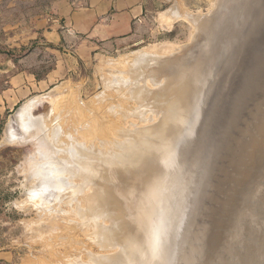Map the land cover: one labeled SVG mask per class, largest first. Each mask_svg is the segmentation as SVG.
<instances>
[{"label":"rangeland","instance_id":"obj_1","mask_svg":"<svg viewBox=\"0 0 264 264\" xmlns=\"http://www.w3.org/2000/svg\"><path fill=\"white\" fill-rule=\"evenodd\" d=\"M66 1L70 7L75 8L80 6L79 2L73 4L74 0ZM257 1L259 2L257 3ZM262 1L264 2V0H151L137 41L120 49H107L104 47L97 48L83 36L77 34H61L67 30L61 24L60 10L56 5L63 2V0H0V264H69L67 263V259L73 255L80 254L81 260L87 261L88 256L86 255L89 252L93 254L115 253V250H109L111 252L108 253V250L103 251L99 249L98 246L90 241L89 235L86 236L84 234L83 230L69 232V228L78 223L72 217H74V208H77L78 200L80 201L81 197L76 199L77 206L74 204L75 202L73 203L76 207L73 204V206L65 204L66 197H62L63 200L58 198V201L53 198L55 204L51 199L47 201L49 203L46 202V205L50 204L49 206H46L45 203L42 205L44 208L33 205L30 195L33 189L40 188V182L30 170L29 159L34 158L35 155L37 157V153H35V151H38L36 149L38 147L37 140L31 138L35 137L34 135H36L39 128L35 125V127L30 128L31 132L29 134L23 132L20 125L19 112L24 105H29L36 101V104H33L31 107L34 111L30 109V114L41 120L42 117L40 118V116L48 115L46 117L43 116V125L46 124L44 122L45 118L48 117L45 120L48 122L54 114L58 115L60 113L59 116L54 115L55 117H53V119L58 117V120L54 119L53 121L52 119L50 121L51 123L53 121L54 125L49 122L45 126H49L48 130L51 128L49 132L58 126L57 128L60 129L63 135H67L69 132L75 137L76 142L78 137L79 141L82 142L81 140L86 139L89 133L92 132L91 130L89 133L83 132L88 131L89 128L84 126L87 124L89 127L94 128L95 126L97 127L96 123L98 122L97 124L100 126L98 132L99 129H101V132L103 129V132H105L104 138L108 135L110 137L113 135L116 123L124 128L129 127L130 123L138 127L143 126L144 124L141 122V119L133 116H129L127 122H122L119 120V116L115 118L117 113H114L115 123L114 119L112 120L111 115H109L112 114L109 109H112L115 105L120 107H138L137 102L135 103V101L127 98L129 94L124 90L125 88L127 89L126 81L128 77L130 78L128 79V83L131 81L129 72L132 71L129 70L130 67L127 68L128 66L120 65L119 62L123 57L132 55L133 52L143 49L151 52L154 51L158 56L150 62L149 66L141 70L140 85H144L150 92L158 91L166 81L162 76H156L151 78L152 80L148 83L147 77H149V70L151 68H156L168 60H177L185 67H195L196 65H202V63L205 66L207 64L203 67V70L200 69L203 75L201 79H204L203 82L201 81L202 89L198 90L194 105L187 115V122L183 127L182 137L187 138L189 136V130L192 129V125H194L193 131H195L191 134L192 136L188 137V140L184 141L185 144L182 143L179 146V154L181 155L178 154L175 160V168L180 172V178L186 183V188L182 210L176 220L178 222L173 229L174 233L171 234L174 243H172L173 246L164 255V264H255V262L257 264H264V252L260 254L261 257L259 256V259L257 253V259L255 258L251 262L250 260H244L242 257L248 245L255 247L258 246V241L264 240V169H260L258 174V169L253 166L254 160L248 156L247 162L251 167L244 178H248L249 172L254 171L255 173H252L254 176L249 180L247 188L248 197H245V190L243 187H240L241 185L237 181L240 173L233 162L236 157L241 155L238 143H250L255 139L249 148V153H253L254 147L258 143L264 142L263 134L259 130V127L262 124L264 125L263 116L260 118L261 113L264 112V104H262L264 103V17L258 14L264 12V3ZM260 3L263 4L261 5ZM173 8L176 9L175 13L178 16L175 20L163 18L164 22L161 15ZM202 22L204 23L202 24ZM54 25L58 27L57 31L60 33L61 39L51 42L52 39H50L46 32L48 27ZM204 25H208L209 28L204 29ZM249 29L251 30L249 31ZM207 32H212L213 34L211 42L206 37ZM197 40L200 43L199 45L197 44ZM194 44H196V47H192ZM191 47L193 51L190 50ZM230 60H232L231 63ZM119 68L121 70L124 69L125 75L129 73L128 76L121 75L124 79L127 78L126 81L119 75L123 74V70L120 72ZM219 71L224 75H228L224 76ZM229 71L230 73H228ZM253 71H256L257 74L254 75L255 72ZM219 77L222 78L220 79ZM223 78L226 81L224 83L222 82ZM122 79L123 82H121ZM248 80L252 82L250 83ZM118 81L119 84L117 83ZM152 81L155 82V85ZM260 82L261 85H256L260 84ZM123 83L126 86H121V88L124 87L121 90L120 85H123ZM253 84L256 86L254 87ZM248 87H251L252 91ZM211 88L215 90H211ZM217 89L220 92L216 91ZM221 91L226 94L223 95ZM258 92L260 95L257 94ZM238 93H242L241 98H239L240 94L237 95ZM254 94L255 96H253ZM212 95L214 98H212ZM231 97L233 98L231 99ZM247 100L252 102L251 105ZM201 107L203 108L201 109ZM215 108L216 111L214 110ZM157 111V108H145V119L149 118L152 121H149L145 125L154 126L159 122L160 115ZM212 111L213 113H211ZM248 111H250L249 114ZM255 111H258L257 114ZM209 112L210 114H208ZM48 113L52 116L50 117ZM212 114L215 116L214 118H211ZM60 121H62V124ZM57 123L60 124L57 125ZM235 124H239L237 128ZM61 125H64L62 127L64 130L61 128ZM233 127L235 128L233 129ZM217 129L220 131L218 132ZM35 131L36 133H34ZM79 131L82 135L79 134ZM65 132L67 133L65 134ZM74 132L76 133L74 134ZM98 132L96 133L98 134ZM96 133H90V135H96ZM196 133L200 136L198 137ZM211 134L213 135L211 136ZM85 135L87 136L85 137ZM202 136L203 138H201ZM91 138V136H88V140L90 139L87 141L88 144L96 140V136H93L92 141ZM206 139L210 140L205 141ZM215 141L216 143H214ZM78 142L76 143L77 145L84 144L83 142ZM95 143L97 144L98 142L95 141L94 144H87V146L96 145ZM198 143L199 146H197ZM232 144H235V148L232 147ZM202 146H204L203 150L206 148L204 151H202ZM208 148H211V151ZM232 149L234 150L233 153ZM213 150L215 151L213 152ZM203 154L207 155L203 156ZM180 157L183 158L180 160ZM212 157H214V162ZM206 158H208L207 160L210 165L207 163ZM210 159H212L211 163ZM177 165L179 167H176ZM225 165L228 166L229 171L227 166V169L225 168ZM197 174L198 177L200 176L199 178ZM74 183H76L75 185L79 183L77 186L81 185L80 180L79 182L75 180ZM201 184L204 187L206 184L209 185L203 189ZM202 191L204 192L203 194ZM211 196L214 198H211ZM60 200L62 201L59 202ZM79 204L82 207L84 206L83 201ZM209 204L212 205L209 207ZM195 205L196 207L194 208ZM45 206L47 209H45ZM40 207L41 209L39 210ZM205 211L207 212L205 213ZM183 221L185 224L182 225ZM218 221L222 222V228L216 225ZM73 227H71V231ZM260 228L262 230L261 233L259 231ZM217 232L221 234L220 248L215 253H211V249H209L211 237ZM193 237H196V239ZM71 239L73 240L71 241ZM241 241V245L238 244ZM84 250L85 253L83 252Z\"/></svg>","mask_w":264,"mask_h":264},{"label":"bare ground","instance_id":"obj_2","mask_svg":"<svg viewBox=\"0 0 264 264\" xmlns=\"http://www.w3.org/2000/svg\"><path fill=\"white\" fill-rule=\"evenodd\" d=\"M258 2L259 1H257V3ZM213 7H214V4H213ZM255 8H256V6H255ZM259 8L261 9V7H259ZM175 12H176V9H174V8L172 10L170 9L168 12H165L161 15L162 19L164 18V19H170V20L174 19L175 20V18L178 16ZM255 12H256V10H255ZM258 14L261 15L260 13H258ZM164 19H163V21L165 22ZM160 20H161V18H160ZM203 23L204 22H202V24ZM203 27H204V29L209 28L208 25H204ZM250 30L251 29H249V31ZM220 31H222V30H220ZM244 36H246V35H244ZM206 37L208 38L209 42H211V40L213 38L212 32H209V33L207 32ZM198 39H200V38H198ZM201 39H202V37H201ZM259 40H261V39H259ZM203 43H201V44H203ZM197 44L198 45L200 44L199 41ZM240 44H242V43H240ZM195 45L196 44H194L192 47H194ZM192 47L190 49L191 51H193ZM199 47H197V48H199ZM238 47H239V45H238ZM201 50H203V49H201ZM196 54H197V52H196ZM223 56H224V54H223ZM156 57H158V56L155 54L154 51L151 52V51H147V50L143 49V50L133 52L132 55H127V56L123 57V59H121V61L119 60L120 65L128 66L127 68L130 67L129 70L132 71V72H129L130 75H129V73H127L125 75L124 69H122L123 74H119L120 72H122V70L120 68L118 69L119 71L121 70L118 73L120 76L121 75H125V76L129 75L131 77V81L128 83V79H130V78L129 77H128V79L126 78L127 79V81H126V79H124L121 76L127 82V84H126L127 86L125 85L127 87V89L126 88L124 89V87H125L124 83H123V85H120V88H121V86H124L122 88L124 90H126L125 92H127L129 94V96L127 98L135 101V103L137 102L138 107L134 108L131 106H127V107L121 106V107H123V109H121L120 106L115 105V107L112 106L113 108L109 107V108H112V109H109V111L112 112V114H109V115H111L112 120L114 119L113 120L114 122H115V118H117L118 116H119V120H121L122 122H127L129 116H133L135 118L141 119V122L144 125L138 127L137 125L130 123L129 127L124 128L115 122L116 123L115 127H114V125H112L115 128V130L113 129V133H112L114 136L112 135L113 137L112 136L110 137L108 135L109 137L106 136L104 138V136H105V132H103L104 130L102 129V132H101V129H99V132H98V128L100 127L97 124L98 122L96 123L97 127L96 126L94 127L95 129H97L96 131L94 128L89 127L88 124L86 123L87 125H84V126H87L86 128H89V129H88V131L86 130L83 132L89 133L90 130L92 131L90 133L98 132V134L96 133V135L95 134L90 135V133H89V135L87 134L88 136H91L92 138H93V136H96L95 141L98 142L97 144L95 143L96 145L87 146V144H88L87 141L90 140V139L88 140L87 135H85V137L87 136L86 139L85 138L83 139L84 135L82 137L83 140L80 139L84 144H81L82 146L80 144L77 145L76 143L79 141V137L77 138L78 140L76 142V140L74 139L75 137H73V135L70 134L68 131H67L68 132L67 135H63L60 132V129L57 128L58 127L57 125H59L60 123L59 124L57 123V125H56L57 127L53 128L52 131L49 132V130H51V128L48 130L49 126L47 125L48 126L47 127L45 125L47 123H49L53 119V117H55L54 115H57V114L52 113V114H54L52 116V115H50L51 112L49 111L50 114L49 113L48 114L50 117L52 116V118H50V121H48V122L45 121L48 119V117L45 118L44 122H46V124L43 125L44 123L42 124V122L44 119L43 118L44 115L40 116V118L42 117V120H41L39 118L37 119L36 117H33L30 114L31 113L30 109L33 106V104L34 105L36 104L35 103L36 101H34L33 103H31L29 105L28 104L24 105L19 112L20 125L23 129V132L29 134L31 132L30 128L35 127V125L38 126V128H39V130H37L38 131L37 133H36V131L34 132V133H36V135H34L35 137L31 138V139L37 140L38 147L36 145V147H37L36 149L38 151L37 152L35 151V153H37V157L34 153V155H35V156L33 155L34 158H31V160L29 159L30 170H31L32 174H34L37 177V179L39 180L40 188H41V189L40 188L33 189L32 194L30 195L31 202L33 203V205L42 206L44 203L46 205L47 201H50L51 199L53 200V198H55V200L58 201V198L62 199V197H64V198L66 197L65 198V200H66L65 204H67L69 206H73L74 204L76 205V199H79L78 197H81V200L83 201L84 206L83 207L80 206L79 203H82V201L80 200L81 201L80 202L78 200V202H79V203H77L78 206L76 205L77 208H74L75 209L74 215H73L74 217H72V218H75V220H77L78 223L75 224V226L73 225L74 227L71 226V227H73L72 231H71V227L69 228V226H68L69 232L71 233V232H74L75 230H83L84 234H86V236L89 235L88 238L90 237L89 238L90 241H92L96 246H98L99 249H101L103 251L108 250L107 251L108 253L111 252L109 250H112V251L115 250V253H113V254H104V253L93 254V253H90L88 250L89 253H88V255H86V256H88L87 261L81 260L80 254L78 253L79 252L78 251L77 254H79V255H73L71 258L67 259V263H69V264H164V262H163L164 255L166 254L167 250L172 245V240H173L172 238L173 237L171 236V234L174 233L173 229L175 228V226L177 225V222H178L176 220L179 217V214L182 210V205L184 203L185 188H186V183L184 181H182L180 178V172L178 170H176V168H175V160L177 159V155L179 154V142L182 140L181 138L183 136L182 135L183 134V127H184L185 123L187 122V115L189 114L192 106L194 105V102H195L197 94H198V90L202 89L201 86H202V82L204 79H201L203 75L201 74L200 69L203 70V67H205L207 64L204 66V63L201 62L202 65L201 64L200 65L195 64L196 65L195 67H190V66L185 67V66L181 65L180 62H178L177 60H168V61L160 64L156 68H151V70H149V77L150 78L147 77L148 83L150 80H152L151 78H154L156 76H158V77L162 76L163 78H165L166 81H165V84L162 85L158 91L150 92L149 90L146 89V87L144 85L143 86L140 85L139 80H140V77L142 75L141 74L142 68L149 66L150 62L153 61ZM225 58H227V57L225 56ZM233 58H235V57L233 56ZM232 60H230V63ZM263 60H262V62H263ZM201 61H202V59H201ZM113 62H115V61H113ZM191 63L193 64V62H191ZM258 66H260V65H258ZM223 68H224V66H223ZM219 70H220V68H219ZM223 71H224V69H223ZM253 72H255V71H253ZM219 73H220V71H219ZM228 73H230V71ZM115 75H116V73H115ZM222 75H224V74L222 73ZM225 75H228V74H225ZM205 76H206V73H205ZM249 76H250V74H249ZM226 78H227V76H226ZM123 79L121 82H123ZM132 79H133V81H132ZM243 79H244V77H243ZM251 79H252V77H251ZM228 81H229V79H228ZM222 82L223 83L226 82V81H224V78H223ZM117 83L119 84V81ZM153 84L155 85V82H153ZM209 84H210V82H209ZM256 85H261V82H260V84H256ZM256 85H254V87ZM260 87H262V86H260ZM122 88H121V90H122ZM248 88H251V87H248ZM212 89L213 88H211V90ZM211 90H209V91L211 92ZM213 90H215V89H213ZM250 90L252 91V88ZM216 91H218V89ZM218 92H220V91H218ZM213 94H214V92H213ZM225 94L223 93V95H225ZM239 94L240 93H238L237 95H239ZM241 94H240V97L238 96L239 98H241ZM257 94H259V92ZM209 95H208V97H209ZM233 95H235V94H233ZM223 97H221V98H223ZM212 98H214V96ZM232 98L233 97H231V99ZM235 100H237V99H235ZM239 100H243V99H239ZM207 101H209V100H207ZM220 102H222V100H220ZM228 102H230V101H228ZM248 102L251 105L252 102H250V101H248ZM54 103H55V101H54ZM240 104H242V103H240ZM262 104H264V103H262ZM53 105H56V104H53ZM205 106H206V104H205ZM245 107H246V105H245ZM51 108H52V105H51ZM145 108H152V109L157 108V110H158L157 112L160 115V120L154 126L145 125L146 123L151 121V119L150 120H149V118L145 119V117H144ZM202 108L203 107H201V109ZM116 109L122 110V111H118V110L116 111ZM31 110H33V109H31ZM53 110H54V107H53ZM214 110L216 111V108ZM225 110L227 111L226 108H225ZM248 110H249V108H248ZM217 112H218V110H217ZM223 112H225V111H223ZM249 112L250 111H248V114H249ZM257 112H256V114H257ZM114 113H117L115 118H114V116H115ZM211 113H213V111ZM208 114H210V112ZM248 114H246V115H248ZM59 115H60V113L57 116H59ZM204 115H205V113H204ZM35 116H36V114H35ZM46 116H48V115H46ZM46 116H44V117H46ZM201 116H203V115H201ZM211 116H212L211 118L215 117V116H213V114ZM262 116L264 118V112L261 113L260 118ZM223 117H224V113H223ZM250 117H252V116H250ZM54 119H53V121H54ZM202 119H201V121H202ZM55 120H58V117ZM224 120H225V118H224ZM53 121H52V123H53ZM60 122L62 124V121H60ZM214 122H215V120H214ZM115 123H113V124H115ZM195 123H196V121H195ZM226 124H228V123H226ZM53 125H54V123H53ZM196 125H197V123H196ZM235 125H236L235 127L237 128L238 127L237 125H239V124H235ZM246 125H249V124H246ZM204 126L207 127L206 125H204ZM62 127H64V125H61V128ZM235 127H233V129ZM193 128H194V125H192V129H190L189 132L191 131V133H193L195 131V130L192 131ZM217 128L219 129V127H217ZM203 129H204V127H203ZM218 129H217V131H218ZM76 130L78 131V129H76ZM259 130L262 132L263 137H264V125L263 124L261 125V127H259ZM67 132H65V134ZM197 132H198V130H197ZM205 132H207V131L205 130ZM75 133L76 132H74V134ZM99 133H101L102 135ZM191 133H190V135H191ZM79 134L82 135L80 131H79ZM190 135L188 137H190ZM212 135L213 134H211V136ZM102 136H103V138H102ZM197 136L199 137L200 135L197 134ZM203 136L201 138H203ZM216 137H217V135H216ZM80 138H81V136H80ZM92 138H91V141L93 140ZM195 139H198V138H195ZM25 140H27V138H25ZM207 140H210V139H206L205 141H207ZM30 141H34V140H30ZM254 141H255V139H253L250 143H244V142L238 143V147L241 151V155L236 157L233 161L236 169L240 173L237 181H238V184L241 185L240 187H243V189L245 190V197H248L247 188H248L249 180L254 176V175H252V173L253 174L255 173L254 171L249 172L248 178L247 179L244 178L245 174L250 170V167H251V166H249V164L247 162L248 156L254 160L253 166L256 169H258V174H259L260 169H264V142L258 143V145L256 147L253 146L255 148L254 152L249 153V148L251 147V145L253 144ZM82 142L79 141L78 143H82ZM85 142H86V144H85ZM94 142H89V144H91V143L94 144ZM217 142H219V141L217 140ZM199 143H198V145L197 144L196 145L199 146ZM214 143H216V141ZM230 143H233V142H230ZM183 144H185V143H183ZM191 144H192V141H191ZM212 145H214V144H212ZM234 145L235 144H232V147H234ZM183 146H185V145H183ZM204 146H202V151H204L206 149L205 148L203 150ZM207 147H209V146H207ZM193 149H192V152H193ZM208 149H210V151H211V148H208ZM182 150H184V149H182ZM202 151H200V152H202ZM214 151L215 150H213V152ZM190 153H191V151H190ZM211 154H212V152H211ZM211 154H209V155H211ZM179 155H181V154H179ZM205 155H207V154H203V156H205ZM233 155H235V154H233ZM191 156H192V153H191ZM232 156H230V157H232ZM183 157H184V154H183ZM183 157H180V160ZM213 158L214 157H212V159ZM207 159L208 158H206V160ZM212 159H210V163L212 162L211 161ZM202 160H204V159H202ZM203 162H205V161H203ZM213 162H214V159H213ZM181 163L183 164V162H181ZM207 163H208V160H207ZM178 165L176 167H179ZM182 166H184V165H182ZM182 166H181V168H182ZM226 166L227 165H225V168H226ZM204 167H205V165H204ZM199 168H200V165H199ZM227 168H228V166H227ZM207 170H208V168H207ZM207 170H206V173H207ZM218 170H220V169H218ZM229 170L230 169L228 168V171ZM219 172H217V173H219ZM206 173H204V174L207 175ZM200 174H202V173L200 172ZM215 176L217 177V175H215ZM197 177H198V174H197ZM75 180L76 181L78 180V182L80 180L81 185L77 186L79 183H77V185H75L76 184V183H74ZM210 180H212V179H210ZM197 181H199V180H197ZM207 183H209V182H207ZM201 185L203 186V184H201ZM208 185L206 184V186H208ZM213 185H214V183H213ZM205 187L203 186V189ZM195 188H196V185H195ZM203 189H201V190H203ZM219 191H220V188H219ZM203 193L204 192L202 191V194ZM194 194H195V192H194ZM198 194H199V191H198ZM211 198H214V197L211 196ZM207 199H210V198H207ZM62 200H60L59 202H61ZM53 202L55 204L54 200H53ZM196 202H197V200H196ZM199 202H201V201H199ZM47 203H49V202H47ZM207 203H208V201H207ZM210 203H212V202H210ZM54 204L52 203V205H54ZM253 204H254V202H253ZM75 205H74V207H76ZM211 205L209 204L208 206L210 207ZM195 207H196V205L194 206V208ZM42 208H44V206H42ZM56 208H57V206H56ZM40 209H41V207L39 208V210ZM45 209H47V207ZM258 209H259V206H258ZM192 210L194 211V209H192ZM207 211H205V213ZM184 216H186V215H184ZM199 217H200V215H199ZM196 219H199V218L197 217ZM205 219H206V217H205ZM254 219H256V218H254ZM252 220H253V218H252ZM194 222H195V220H194ZM106 223H109V224H106ZM187 223H189V222H187ZM202 223H204V222H202ZM181 224L182 225L185 224L184 221ZM199 224H201V223H199ZM252 224H254V223H252ZM216 225L219 228L223 227V224L220 221L216 222ZM258 225H259V223H258ZM260 225H262V224H260ZM252 226H254V225H252ZM188 227H189V224H188ZM259 227H257V228H259ZM63 228H65V227H63ZM192 230H193V228H192ZM67 231H68V229H67ZM201 231H203V230H201ZM259 231L261 233V231H262L261 228L259 229ZM259 231H257V232L259 233ZM184 232H186V231L184 230ZM230 232L232 233V231H230ZM257 232H255V233H257ZM192 234H194V233H192ZM254 235L256 236V234H254ZM241 236H243V235H241ZM179 237H180V235H179ZM190 238H192V237H190ZM73 239H71V241ZM182 239H183V237H182ZM194 239H196V237ZM259 239H260V237H259ZM220 242H221V234L217 232L216 234H214L211 237L210 248H209V249H211V253H215L220 248V246H219ZM175 243H177V242H175ZM240 243H242V241L239 242L238 244H240ZM257 243H258V246L254 247V246L250 245L251 246L250 247L248 245L246 247V251L242 256L244 260H247V261L250 260V262L254 261L257 253H258V259H259L260 254H262L264 252V240L258 241ZM194 245H195V243H194ZM224 246H226V245H224ZM174 247H175V245H174ZM85 249H86V247H85ZM83 252L85 253V250ZM224 253H225V251H224ZM86 254H87V252H86ZM188 259H189V257H188ZM234 259H235V256H234ZM173 260H174V258H173ZM219 262H221V261H219ZM255 264H257V262H255Z\"/></svg>","mask_w":264,"mask_h":264},{"label":"crops","instance_id":"obj_3","mask_svg":"<svg viewBox=\"0 0 264 264\" xmlns=\"http://www.w3.org/2000/svg\"><path fill=\"white\" fill-rule=\"evenodd\" d=\"M78 7H70L66 0L56 6L60 10L61 34L83 36L91 44L107 49L122 48L137 41L145 13L151 0H74ZM56 25L48 27L51 42L59 41ZM95 48V49H97Z\"/></svg>","mask_w":264,"mask_h":264},{"label":"water","instance_id":"obj_4","mask_svg":"<svg viewBox=\"0 0 264 264\" xmlns=\"http://www.w3.org/2000/svg\"><path fill=\"white\" fill-rule=\"evenodd\" d=\"M261 16L264 17V12L261 14ZM256 74H257V72L255 71V74H254V75H256ZM254 96H255V94H254ZM196 116H198V115H196ZM192 131H193V130H192ZM190 133H191V131H190ZM190 133H189V135H190ZM191 134H192V133H191ZM181 139H182V140L179 142V146H180L182 143H184V141H186V139L188 140V138H186V137H184V138L182 137ZM232 151H234V150L232 149ZM232 153H233V152H232ZM172 243H173V241H172ZM171 246H172V245H171ZM171 246H170V247H171Z\"/></svg>","mask_w":264,"mask_h":264}]
</instances>
